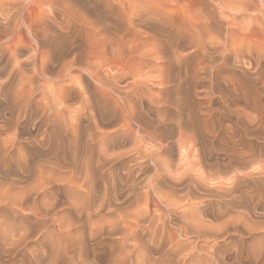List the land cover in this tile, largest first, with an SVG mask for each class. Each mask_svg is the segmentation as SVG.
Segmentation results:
<instances>
[{"label": "rangeland", "instance_id": "374dc122", "mask_svg": "<svg viewBox=\"0 0 264 264\" xmlns=\"http://www.w3.org/2000/svg\"><path fill=\"white\" fill-rule=\"evenodd\" d=\"M21 1L0 0V6ZM41 1L30 18L38 26L49 20L60 35L72 36L69 47L100 63L120 104L115 90L131 92L128 83L136 82L128 68L144 67L134 78L142 112L168 147L155 148L143 132L127 137L115 120V104L96 90L93 72L74 71L75 82H59L67 91L61 97L59 85L38 73L32 77L45 116L10 123L1 97L0 190L10 188L21 205L0 204V264H29L36 256L42 259L36 264H124L128 257L126 264H137L148 254L167 264H264V51L236 49L231 35L264 31V0H45L56 9ZM163 2L165 14L159 11ZM189 21L200 25L198 35L183 29ZM50 43L44 49L50 51ZM31 55L25 51L20 59ZM70 60L50 64L46 77ZM185 156L189 163L181 162ZM42 211L50 213L41 217ZM152 215L164 217L174 231L188 220L192 236L178 233L171 245ZM121 216L138 226L133 236L124 234Z\"/></svg>", "mask_w": 264, "mask_h": 264}, {"label": "bare ground", "instance_id": "6f19581e", "mask_svg": "<svg viewBox=\"0 0 264 264\" xmlns=\"http://www.w3.org/2000/svg\"><path fill=\"white\" fill-rule=\"evenodd\" d=\"M172 1V0H171ZM206 1V0H205ZM254 1V0H253ZM41 2H45L47 3L45 0L41 1ZM71 2V0H70ZM134 2V1H133ZM166 3V1H164ZM163 2V5L165 4ZM179 2V1H178ZM182 2V1H181ZM51 3V2H50ZM57 3V2H56ZM68 3V1H67ZM66 3V5H67ZM73 3V0L72 2ZM131 3V2H129ZM136 3V2H135ZM154 3V2H153ZM162 2H158V4L160 5ZM177 3V2H176ZM189 3V2H188ZM263 3V2H262ZM40 3V0H22L20 3H16V4H11L8 5L7 7L3 6L4 8H2V6H0V15H2V17L6 16V18L4 19V17L2 19L3 23L1 22L0 19V76H4L5 77V81L0 83V98L4 97V100L7 101L8 105H9V109H10V118L8 119V121L10 123H12L13 121L15 122H22L23 120H28L31 119L32 115L35 114L37 116V114H43V116H45V108L44 110L42 109V101L40 100H36V97L38 96V91L36 94V89L34 88L35 86L33 85L34 81L32 80H36L33 79L32 77H35L37 75V73L39 74L38 77L40 76L41 78L47 79V81L50 79V81L48 83H50L51 85H54V87H56L55 84L60 86V91H59V95L61 97L64 96V94L67 92L65 89V86L63 85L66 81H70V82H75V78L71 77V74H74V71H77V73H82V72H93V74H95L94 76V82L96 83V90L104 97V99H102L103 101H106L108 103L115 104L116 108L114 109V114H115V120L117 121V125L121 126L124 128L125 131H128V136H133V137H138V133L142 132L144 133L143 135H145L146 137V141H148L151 145L154 144L155 148L157 146H159L160 150H165L168 147V144L166 142V140L162 139L160 136V132L157 129L158 127L155 128V123H152L149 118L142 112V104L141 102H139V97L137 93V88L136 86L138 85L137 82V77L140 76L139 74H141L143 68H141V66L137 67V66H133L128 68V71L130 72V74L132 73L134 75V77H132L133 81L135 80L136 82L133 83H128V85L132 84L130 88H132L131 92L133 91V93L129 92H120L118 90H115L116 92H119V98L122 99V103L120 104V100L118 99V97H115L112 92L113 87L112 84L109 83L107 77L105 78L103 75H101L99 69H100V63L98 64H93L87 61V59L84 57V53L81 49H76L74 47H69V44L72 41V36L70 35H65L62 34L60 35L58 32H56L55 27L50 26V22L46 21V24H40V26H38V22L36 23L32 18H30V14L32 13V10L35 9V6L37 7ZM48 4V3H47ZM45 4V5H47ZM70 4V3H69ZM122 4V3H121ZM120 4V5H121ZM156 4V3H155ZM35 5V6H34ZM49 5H54V4H48ZM60 5V4H58ZM65 5V4H64ZM73 5V4H72ZM71 5V6H72ZM158 5V6H159ZM161 5L159 11H163L165 14V11H169L166 7L168 6L167 4H165L164 6ZM186 5V3H185ZM208 5V4H207ZM260 5V4H259ZM57 6V5H56ZM61 6V5H60ZM163 6V8H162ZM210 6V5H208ZM262 6V5H261ZM52 7V6H51ZM50 7V8H51ZM63 7V6H62ZM61 7V9H62ZM69 7V6H68ZM67 7V8H68ZM76 7V6H75ZM150 7V6H149ZM263 7V6H262ZM2 8V9H1ZM16 8V9H15ZM46 8V7H45ZM53 8H55V5L53 6ZM58 8V7H57ZM159 8V7H158ZM166 8V9H165ZM249 8V7H248ZM56 9V8H55ZM64 9V8H63ZM73 9V6H72ZM256 9V8H255ZM43 10V9H42ZM41 10V12H43ZM60 10V7H59ZM70 10V9H69ZM101 10V9H100ZM171 10V9H170ZM74 11V10H73ZM73 11H71L70 13H72ZM241 11V10H240ZM259 11V10H258ZM66 11H64L65 13ZM213 12V11H211ZM68 13V12H66ZM65 13V16H66ZM171 13V12H170ZM251 13V12H250ZM264 13V12H263ZM33 14V13H32ZM75 14V12H74ZM100 14V13H99ZM169 14V12L167 13ZM262 14V13H261ZM73 15V14H72ZM195 15V14H194ZM254 15V14H253ZM40 16V15H39ZM69 16V15H68ZM71 16V15H70ZM261 18V17H260ZM69 19V18H68ZM127 19V18H126ZM261 20L264 21V14L262 15ZM260 20V22H261ZM43 21V20H42ZM81 21V20H79ZM87 21V20H86ZM106 21V20H104ZM134 21V20H133ZM174 20H170V22H172ZM108 22V21H107ZM132 22V21H130ZM136 22V21H135ZM175 22V21H174ZM169 23V25H174L175 23ZM190 22V21H189ZM192 22V21H191ZM190 22V23H191ZM217 22V21H216ZM104 23V22H103ZM189 23V25H190ZM195 23L198 22H192L191 26L187 27L188 25L185 26L183 29L186 31H188L189 34H191V36L194 35H198L201 27L200 25L197 27H194ZM252 23V21L250 22ZM42 24V25H41ZM53 24V23H52ZM92 24V23H91ZM107 24V23H106ZM105 24V26H106ZM177 24V23H176ZM249 24V23H248ZM64 25V24H63ZM130 25V24H129ZM264 25V23H263ZM68 26V25H66ZM179 26V25H178ZM177 26V27H178ZM183 26V25H182ZM217 26V25H216ZM53 27V28H52ZM88 27V26H87ZM102 27V26H101ZM130 27V26H129ZM168 27V26H167ZM181 27V26H180ZM186 27V28H185ZM223 27V26H222ZM214 28V27H213ZM182 31L183 29L180 28ZM92 30V29H91ZM110 30V28H109ZM104 31V30H103ZM185 32V31H183ZM97 33V32H96ZM101 33V32H100ZM99 34V33H98ZM231 34V32H230ZM264 31L260 30V31H250V30H233L232 34L235 37V41L233 42L234 46H237L236 49H244V47L241 46H245L247 48H255L254 46H256L257 49H260L261 51H264ZM65 35V36H64ZM255 36H259L260 38L258 40L259 43L255 44L253 43V37ZM120 38V37H119ZM101 41V40H100ZM99 41V42H100ZM103 41V40H102ZM124 41V40H123ZM128 41V40H127ZM50 43V46L52 44V48L49 50H47L46 48L44 49V47ZM110 43V42H109ZM108 44V43H106ZM49 46V44H48ZM122 46V45H121ZM48 48V47H47ZM223 49V47H222ZM32 51V55L27 59V60H21V56L23 55V52L25 51ZM47 50V51H46ZM259 50V51H260ZM225 51V50H224ZM244 51V50H242ZM223 53V51H222ZM228 53V52H227ZM262 54V52H261ZM221 55V54H220ZM70 56L71 60L70 62H63L61 65V68L58 72H55L56 74L54 76H52L53 78H48L46 77L47 74V69L49 68L50 64L56 63V62H60L62 61L65 57ZM167 57H169V55H166ZM237 58L239 59L241 56L239 54L236 55ZM23 57V56H22ZM126 57V56H125ZM130 57V55H129ZM146 57V56H145ZM88 58V57H87ZM127 58V57H126ZM136 58V57H135ZM142 59V58H141ZM223 59V57H222ZM104 60V59H103ZM102 60V61H103ZM120 60V59H119ZM124 60H126L124 58ZM128 60V59H127ZM126 60V61H127ZM132 60V59H131ZM129 58V61H131ZM226 57H224V61H226ZM154 61V60H153ZM98 62V61H97ZM142 62V66L145 64L146 62L144 61H140L139 63ZM214 65L217 63V60L213 61ZM212 62V64H213ZM131 63V62H129ZM138 63V64H139ZM150 63V62H149ZM137 64V63H136ZM137 64V65H138ZM153 64V63H152ZM226 64V63H223ZM240 64V63H239ZM151 65V63H150ZM149 65V66H150ZM212 65V66H214ZM217 66H219V64H216ZM215 65V66H216ZM29 66H33V73L34 75L29 76L30 73H27L31 70V67ZM153 66V65H152ZM225 66V65H224ZM228 66V65H227ZM29 67V69H27ZM211 66H206L203 69L205 70V72H208V70L210 69ZM256 69V68H255ZM186 70V69H185ZM218 70V69H217ZM132 71V72H131ZM213 71V70H212ZM31 72V71H30ZM26 73L28 74V76L26 75ZM32 73V72H31ZM204 73V72H203ZM212 73V72H211ZM85 74V73H84ZM90 74V73H89ZM92 74V75H93ZM129 74V75H130ZM75 75V74H74ZM79 75V74H78ZM82 75V74H81ZM87 75V74H86ZM132 75V76H133ZM136 77V79H134ZM3 78V77H2ZM40 78V79H41ZM93 78V77H91ZM127 78H131L130 76H128ZM140 78V77H138ZM178 78V77H177ZM38 79V78H37ZM115 79V78H114ZM90 80V79H89ZM124 80V79H122ZM175 80V79H174ZM65 81V82H64ZM114 81V80H113ZM140 81V80H139ZM37 82V81H36ZM59 82H64L62 85H60ZM128 82V81H127ZM181 82V81H180ZM94 83V84H95ZM123 83V82H122ZM143 83V81H142ZM44 84V83H43ZM42 84V85H43ZM140 84V83H139ZM146 84V83H144ZM159 84V83H158ZM45 85V84H44ZM76 86V84H74ZM72 85V86H74ZM127 85V87H128ZM147 85V84H146ZM165 85V84H164ZM173 85V84H172ZM180 85V84H179ZM7 86L6 89H4ZM38 86V85H37ZM140 86V85H139ZM138 86V87H139ZM145 86V85H144ZM47 87V86H46ZM51 87V86H50ZM49 87V88H50ZM52 86V88H54ZM70 87V86H69ZM126 87V86H125ZM124 87V88H125ZM142 87V86H141ZM162 87V86H161ZM37 88V87H36ZM45 88V86L43 87ZM129 88V89H130ZM164 88V87H163ZM44 90V89H43ZM50 90V89H49ZM53 90V89H52ZM57 90V89H56ZM84 90V88H83ZM122 90H124L122 88ZM127 90V89H125ZM51 91V90H50ZM49 94L52 93V91ZM81 91V90H80ZM56 91L53 90V94H54V100L52 99L53 97H49L50 99L53 100V103L55 104L56 102V97L58 92L54 93ZM78 94V93H77ZM81 94V93H80ZM37 95V96H36ZM52 96V94H50ZM49 95V96H50ZM118 95V94H117ZM161 95V94H160ZM45 96V95H44ZM46 97V96H45ZM48 97V95H47ZM89 97V96H88ZM161 97V96H160ZM38 98V97H37ZM41 98V97H40ZM56 98V99H55ZM141 98H145V97H141ZM154 98V97H153ZM152 98V99H153ZM156 98V97H155ZM151 99V98H150ZM148 99V100H150ZM159 99V97H158ZM83 100V99H82ZM160 100V99H159ZM162 100V99H161ZM165 102L167 101V99H164ZM49 101V100H48ZM50 102V101H49ZM152 102V101H151ZM164 102V101H163ZM162 102V104H163ZM161 103V102H160ZM156 104V103H155ZM159 104V102H158ZM211 104V103H210ZM44 105V104H43ZM52 106V105H51ZM155 106V105H154ZM161 106V105H160ZM157 107V106H156ZM164 107V106H163ZM65 108V107H64ZM159 108V106H158ZM161 108V107H160ZM175 108V107H174ZM63 109V108H62ZM66 109V108H65ZM64 109V110H65ZM73 110V109H72ZM2 112V111H1ZM70 112V111H69ZM73 112V111H72ZM47 113V112H46ZM85 113V112H84ZM83 113V114H84ZM161 113V112H160ZM188 113V112H187ZM66 115V114H65ZM71 116V115H70ZM155 116V115H154ZM80 117V116H79ZM109 117V116H108ZM48 119H50V121H55L52 120L51 117H48ZM82 119V118H81ZM189 119V118H188ZM74 120H77L74 119ZM152 120V119H151ZM167 121V120H166ZM13 122V123H15ZM106 122V121H105ZM70 123V121H69ZM76 123V122H75ZM135 123L137 125L134 126ZM162 123V122H161ZM164 123V122H163ZM47 124V123H46ZM165 124V123H164ZM51 125V124H50ZM128 125V126H127ZM10 127V126H9ZM93 128V127H92ZM95 128V127H94ZM97 128V126H96ZM78 130V129H77ZM96 130V129H95ZM121 130V129H120ZM88 131V130H87ZM185 131V130H184ZM102 132V131H101ZM97 133V132H96ZM104 133V132H103ZM201 133V132H200ZM73 134V133H72ZM102 136V135H101ZM185 136V135H184ZM190 136V135H189ZM126 137V136H124ZM126 137V138H127ZM217 137V136H216ZM1 138V137H0ZM144 139V138H143ZM182 139V138H181ZM87 140V139H86ZM174 140V139H173ZM180 140V139H179ZM204 140V139H203ZM101 141V140H100ZM145 141V142H146ZM3 142V141H2ZM1 142V143H2ZM7 142V141H6ZM205 142V141H204ZM0 143V144H1ZM122 143V142H121ZM141 143V141L139 142ZM144 143V141H143ZM147 143V142H146ZM3 144V143H2ZM83 144V143H82ZM89 144V143H88ZM87 144V145H88ZM178 144V143H177ZM197 144V143H196ZM207 145V142L205 143ZM180 146V145H179ZM130 147V146H129ZM153 147V146H152ZM149 151H150V147ZM183 148V147H182ZM100 149V148H99ZM153 149V148H152ZM151 149V150H152ZM93 150V149H92ZM132 150V149H131ZM139 150V148H138ZM6 151V150H5ZM147 151V150H146ZM145 151V152H146ZM148 151V152H149ZM155 151H157L155 149ZM203 151V150H202ZM122 152V151H120ZM153 152V151H152ZM152 152L150 151V154H152ZM5 153V152H4ZM181 153V152H180ZM205 153V152H204ZM208 153V152H207ZM124 154V153H123ZM141 154V153H140ZM144 154V153H143ZM162 154V153H161ZM108 156V155H107ZM150 156V155H148ZM93 157V156H92ZM93 159V158H92ZM110 159V158H108ZM149 159V157H148ZM156 159V158H155ZM157 160V159H156ZM181 162H186L189 163V159L185 157H182ZM109 162V161H108ZM110 162L113 163V161L111 160ZM195 162V161H194ZM110 163V164H112ZM150 163V162H149ZM183 163V164H184ZM99 164V163H98ZM178 165V164H177ZM109 166V165H108ZM92 167V166H91ZM110 167V166H109ZM57 168V167H56ZM90 168V167H89ZM188 168V166H187ZM102 169V168H101ZM100 169V170H101ZM103 169H105L103 167ZM156 169V168H155ZM186 169V168H185ZM151 170V169H150ZM103 171V170H101ZM194 172V170H193ZM189 175V174H188ZM119 176V175H118ZM177 176V175H176ZM187 176V175H186ZM173 177V176H172ZM179 178V177H178ZM184 178V177H183ZM200 179V178H199ZM87 180V179H86ZM132 180V179H131ZM138 180V179H137ZM191 180V179H190ZM181 181V178H180ZM183 181V179H182ZM128 182V181H127ZM155 182V181H154ZM184 183V182H183ZM141 185V183H140ZM159 185V184H158ZM181 185V184H180ZM183 185V184H182ZM203 185V184H202ZM23 186V184H22ZM134 186V185H133ZM146 187V186H145ZM153 187V186H152ZM155 187V186H154ZM186 187V186H185ZM1 188V187H0ZM4 188V187H3ZM93 189V188H92ZM140 189V188H139ZM151 189V188H150ZM159 189V188H158ZM23 190V189H22ZM208 191V190H207ZM161 192V191H160ZM214 192V191H213ZM35 193V192H34ZM130 193V192H129ZM171 193V192H170ZM30 194V193H29ZM103 196V195H102ZM146 196V195H145ZM144 196V197H145ZM150 196V195H149ZM172 196V194H171ZM133 198V197H132ZM183 198V197H182ZM186 198V196H185ZM193 198V197H192ZM31 199V198H30ZM190 199V198H189ZM196 199V198H195ZM198 199V198H197ZM173 200V199H172ZM160 201V200H159ZM161 202V201H160ZM189 203V202H188ZM0 204H5L4 206H13V207H17L19 208V206L21 205L20 200L16 197H14L12 190L9 189H2L0 190ZM12 207V208H13ZM22 207V206H21ZM52 207V206H51ZM161 207V206H160ZM166 208V207H165ZM124 209V208H123ZM170 208H168L169 210ZM35 210V209H34ZM163 210V209H162ZM31 211V210H30ZM39 211V210H38ZM41 211V210H40ZM47 211V210H46ZM110 211V210H109ZM127 211V210H126ZM145 211L148 213L149 211H147L145 209ZM161 211V210H160ZM166 211V210H165ZM39 212H37L38 214ZM44 211L40 212L39 216H47L48 213H50L49 211L47 213H45ZM128 213V212H127ZM142 213H144L142 211ZM161 213V212H160ZM169 213V212H168ZM184 214V213H183ZM49 215V214H48ZM130 215V214H129ZM146 215V213H145ZM132 216V215H131ZM145 218V217H143ZM136 219V218H135ZM141 219V218H140ZM158 219L160 220V222H162V227H164V234L165 236L168 238V241L170 242L171 245L175 246V240L177 239L176 236L179 235L178 233H186L189 234L191 227H187L189 223L188 220L186 219H182L181 223L179 225H174V226H178V231H174L172 230V228H170L171 226H169L165 221H163L165 218L160 216L157 218L156 215H152L151 217V222L154 223L155 220ZM39 220V219H38ZM137 220V219H136ZM140 221V220H137ZM102 222V221H101ZM119 222H123L124 224V234L126 235L127 232H131L130 235H132V232L137 230V227H134V225H131V223L128 224L125 223L126 220H124V217L121 216L119 218ZM135 222V221H134ZM133 222V223H134ZM150 222V220H149ZM56 223V222H55ZM107 223V222H106ZM138 223V222H137ZM134 223V224H137ZM145 223V221H144ZM178 223V222H177ZM91 224V223H90ZM140 224V223H139ZM147 224V223H146ZM57 226V225H56ZM97 226V225H96ZM118 227V225H116L115 223L113 224V227ZM97 228V227H95ZM189 228V229H188ZM157 229V228H156ZM119 230V229H118ZM117 230V231H118ZM59 233V232H58ZM62 233V232H61ZM66 233V232H65ZM21 234V233H20ZM93 235V234H92ZM107 235V234H106ZM134 235V234H133ZM132 235V236H133ZM194 235V233H193ZM197 235V234H195ZM25 236V234H24ZM104 236V235H103ZM182 236V235H181ZM190 236V234H189ZM192 236V235H191ZM190 236V237H191ZM201 236V234L199 235ZM68 238V236H65V238ZM123 237V236H122ZM121 237V238H122ZM127 237V236H126ZM21 238V237H20ZM19 238V239H20ZM23 238V236H22ZM64 238V236H63ZM129 238V237H128ZM205 237H203L204 239ZM18 239V238H17ZM16 240V239H15ZM22 240V239H20ZM24 240V239H23ZM18 242V240H16ZM178 241V240H177ZM22 242V241H21ZM206 244V243H205ZM71 245V244H70ZM69 245V246H70ZM14 246V245H13ZM68 246V245H67ZM137 247V246H135ZM161 247V246H160ZM69 248V247H68ZM130 248V247H129ZM203 248V247H202ZM169 249V248H168ZM133 252V251H132ZM131 252V253H132ZM136 252V251H135ZM165 252V251H164ZM137 254V252L135 253V255ZM158 254V253H157ZM140 256V255H139ZM144 258H136L137 264H167L166 261H154L152 259V257L148 254V255H144ZM33 257V256H32ZM136 257V256H135ZM67 258V257H66ZM130 258V257H128ZM128 258H127V262H128ZM41 258H38L36 256V259H33V261L29 262V264H36L39 262ZM133 259V258H132ZM35 260V261H34ZM42 260V259H41ZM49 260V259H48ZM123 260V261H125ZM135 260V261H136ZM122 261V262H123ZM126 262V263H127ZM132 262V261H131ZM28 263V262H27ZM40 263V262H39ZM54 263V262H53ZM124 263V264H126ZM133 263V262H132ZM68 264V262H67ZM119 264V262H118ZM136 264V262H135Z\"/></svg>", "mask_w": 264, "mask_h": 264}]
</instances>
